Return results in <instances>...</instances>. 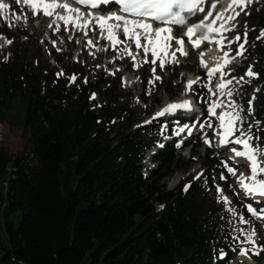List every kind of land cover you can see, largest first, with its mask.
I'll return each instance as SVG.
<instances>
[{
  "label": "trees",
  "instance_id": "16d2710c",
  "mask_svg": "<svg viewBox=\"0 0 264 264\" xmlns=\"http://www.w3.org/2000/svg\"><path fill=\"white\" fill-rule=\"evenodd\" d=\"M251 18L264 29L263 10ZM255 39L236 73L242 75L252 63L258 74L249 90L258 101L253 116L264 145V40ZM94 91L105 96L100 107L91 99ZM116 91L103 78L67 86L38 63L0 61V124L19 99L28 135L12 157L0 141V180L6 183L0 197L5 237L0 261L226 264L230 246L219 204L208 193L215 188L201 181L187 191L181 185L167 190L165 179L178 170L176 163L189 168L192 162L167 147L154 158L157 168L143 176L139 163L157 137L149 129L131 130L128 107L110 100ZM115 119L121 132L110 143L109 124ZM205 159L206 165L214 162L209 154ZM220 249L227 253L224 260L218 258Z\"/></svg>",
  "mask_w": 264,
  "mask_h": 264
},
{
  "label": "rangeland",
  "instance_id": "374dc122",
  "mask_svg": "<svg viewBox=\"0 0 264 264\" xmlns=\"http://www.w3.org/2000/svg\"><path fill=\"white\" fill-rule=\"evenodd\" d=\"M261 7V2L257 3L256 0L253 1L252 5L248 6L246 11H250L252 15L255 17L256 12ZM264 9V8H263ZM248 20L246 18L245 13L236 19L233 22L234 28L238 30V32H242L246 30L245 27L252 24V21H248L247 24L245 21ZM37 23L31 24V28H26V22L22 20V22H6L5 25L2 24V28L0 31L5 34L8 38L7 41H11L8 43L6 41L4 46H0V59L3 61H11L13 58L19 60V62L23 63H31L36 62L40 66L47 67L49 70L54 72V76L66 80V85H71L69 81V76L74 74L77 78L76 83L83 78H87L88 82L93 81L95 78L101 77L104 74V79H107L109 82V86L117 89L115 96L117 98L109 97L111 101L119 102V105L125 104L130 111L131 118L135 128H143L145 129L149 125H153V121L151 120L153 113L156 111V108L163 105L169 100L174 98H182V97H191V94H187V86L186 81L189 79L198 80L194 86H199V88L205 87V90H208L210 84L207 80L204 85L199 82V75L198 73L203 72L202 64L200 63L201 59L207 58L206 56H212L219 53H222L223 50L217 48H208L207 51L203 52V56L201 57V53H190L189 58H178L175 59L178 61H170L165 64L163 70H161L159 63L156 64V75L162 77L160 81H156L153 85H149L147 80L153 79L152 75V67H142L141 69H135V67L127 66L126 73L122 75L117 74L116 71L113 70L112 67L108 68L104 65L105 61L103 59L99 60L94 52L90 49L87 52L82 50V55L78 57V62L76 63L75 54H79V45L78 41L70 42L71 47H67L68 49L71 48V52H65V47H61V51H57L53 49V46L50 44L45 43L46 33L45 27H37L35 25ZM25 29V30H24ZM67 29H64V33ZM21 32L24 34L20 35ZM251 34L252 28L246 31ZM241 34V33H240ZM235 36H233L234 38ZM232 38V39H233ZM242 43H244V36L242 35ZM57 41H62V38L56 39ZM248 41V39H247ZM44 42L45 44H41ZM68 43V40H66ZM84 43V42H83ZM247 43V42H246ZM244 43V45H246ZM97 47V46H96ZM113 55H117L118 57L122 56V52L118 54L112 53ZM235 56V53L234 55ZM111 57V56H110ZM110 60V59H109ZM108 61V60H107ZM179 65H184L182 68H178ZM122 69L123 67H119ZM75 69V70H74ZM198 73L196 74V72ZM230 76L227 80L232 79L233 76V69L232 67L228 70ZM129 79L130 84H126L125 81ZM118 81V85H117ZM75 83V84H76ZM247 84L245 79H235L232 81L231 85L234 86L235 95L234 100L238 105H241L243 108V115L247 117V123L244 124V128H248V123L252 122V115H249L248 108H253L254 105L258 103V101H253V98H249L247 93ZM107 85V84H106ZM103 84L102 86H106ZM208 86V87H207ZM207 87V88H206ZM205 96V94H204ZM92 99L94 100L96 106H102L105 103V96L103 92L96 91L95 97ZM252 101L251 105H249V101ZM198 102L199 99L196 98ZM23 115L22 105L19 99H15L12 102L10 110L7 112V119L0 124V141L1 145L6 152V156L12 157L18 154L25 142L26 135L23 131V127L21 124ZM119 120L115 119L114 124H109L111 127L110 134L108 136V141L111 143H115L114 140L116 138V134L121 132L119 129L120 126L117 123ZM145 121H149L145 123ZM214 126V124H212ZM213 126L211 130L213 129ZM159 129V128H158ZM160 131V129H159ZM238 133V132H237ZM211 140V146L204 143V140L199 141V146L195 149L198 152V156L193 158L191 162V167L189 169L183 166L182 161H178L176 163V168L178 170L172 174L171 176L165 179L167 190L175 191L176 188L180 184L191 183L193 184L195 181H198L200 178H209L210 183L216 186H219L222 182H224L227 186V191L224 190L223 195H226L230 201V203L222 202V194L217 192L208 191L209 195L213 197H217V200L220 202L221 211L219 213L221 218L222 227L227 230V233L230 235L229 241H232L233 244L240 246V250L242 248L247 249L246 255H241L240 251L233 257L232 261L229 264H241L240 259L244 257L245 259L250 260V257H254L258 255L260 251V257L257 260V264H264V220L257 219V217L252 216L250 213L246 212V205L249 204L248 198H245L242 190L237 186V178L240 175L249 176V171L247 165L243 164L242 167L236 168L234 173H230L227 176L228 172L226 168L222 165L223 163H229L227 159L228 151L227 148H220L213 145L214 138L211 136L208 138ZM193 139L192 141H194ZM198 141V140H195ZM216 142V141H215ZM256 141H253L255 143ZM210 149L212 151V157L214 158L215 162L220 163V167L224 168L225 171V179H220L217 174L216 170L212 169L211 167H204V160L206 156L207 150ZM261 150L264 151V148L261 147ZM146 153V152H145ZM173 155L176 158H180V160L187 161L188 160V148H185L181 151L174 150ZM227 156V157H226ZM232 158V157H231ZM262 161H264V155L259 157ZM152 165L155 163L152 161ZM143 162H141V169L144 174H147L149 169L146 168ZM154 168V167H151ZM200 178L197 180L199 174ZM239 173V175H238ZM178 177V181L174 183L173 186L170 185L172 179L174 177ZM231 185L232 187H228ZM6 195V183L4 179L0 180V197H5ZM231 209V210H230ZM246 209V213L244 210ZM258 210L264 209V206L257 207ZM3 203H0V227L2 229L3 226ZM20 214V213H19ZM17 214H15L16 217ZM243 215L244 219L249 220L250 223H242L240 222L239 217ZM255 228V236L254 240L259 241L258 244H251L247 242V232L244 230H251ZM1 231V230H0ZM3 231V230H2ZM4 243L5 237L0 232V258L4 255ZM0 264H13L12 260L6 257L4 260L0 261ZM81 264H89L85 259L82 261Z\"/></svg>",
  "mask_w": 264,
  "mask_h": 264
},
{
  "label": "snow or ice",
  "instance_id": "6c2138e0",
  "mask_svg": "<svg viewBox=\"0 0 264 264\" xmlns=\"http://www.w3.org/2000/svg\"><path fill=\"white\" fill-rule=\"evenodd\" d=\"M19 3V0H17ZM75 3L80 4L88 8H98L102 5H110L112 0H74ZM206 0H115V3L120 6L122 14L109 13L107 16L98 15L93 12L87 14L88 18L84 19L81 14L80 8H72L69 4L63 3L60 4L58 0H24L25 4H30L32 9L39 10L42 9L45 15H53L54 9L61 7L65 10V14H57L59 19L64 23L65 26L71 24L74 28H81L85 30V35L89 30V26L95 24L96 27L100 29L101 37H104V33H107L106 38L111 42V46L115 47L118 44H124V47L121 49L122 53L128 54L132 60H135V56L131 53V49L128 47L126 41L131 40L137 49L143 50L145 54L144 62L147 63V55L149 51L151 52L153 64L152 75L153 79L147 80L149 85H153L156 81H160L162 77L156 75L155 65L157 60H159V66L161 70L164 69L165 64L168 61V56H171L172 61L178 63L175 60L176 52H180L181 55H187L183 50L184 39L181 37L172 36V28L168 25L174 24L177 26L183 25L186 23L187 19L195 15L196 12L204 11V3ZM252 0H230L226 9H223L221 12H216L213 16V9L216 8V3L213 2L208 13L200 21L187 27L186 32L183 35H186L189 38V41L193 47H197L203 41L215 40L216 44L224 49L225 44L231 45L233 43L239 42L241 36L238 33L232 40H225L222 37L224 31L230 29L225 28V23L227 21L235 20L236 16L240 15L241 11H244ZM9 7L5 4H0V9ZM234 13V14H232ZM248 13L245 12V15ZM130 17H143L145 19H132ZM18 18V17H17ZM211 18V20H210ZM149 20H155L156 22L162 23L165 26L160 28H152V25ZM210 21V22H209ZM220 22L217 24V22ZM234 27V25L232 26ZM202 29V33L199 35L198 39H191L194 34H196V29ZM94 30V29H92ZM155 32V38L152 37L151 33ZM123 33L125 41L120 40V33ZM261 36H264V29L261 30ZM71 38V37H69ZM259 39V37H257ZM144 40V43H141V40ZM172 41H175L176 48L168 52L172 48ZM11 43V41H7ZM247 42V32L244 33V43ZM55 44V42H53ZM244 43H238L235 50L228 48L223 50V63H218L214 68L207 69V78H211L214 73L220 72L221 77L223 78L226 75L223 71L224 67L228 65L235 56L242 55L244 51ZM89 45L93 44V41H88ZM234 51L235 56L229 57V52ZM163 54V55H161ZM203 53H201V57ZM200 63L203 65L204 61L201 59ZM133 67H137L134 63ZM248 77L258 76L257 73L253 72L251 68L246 71ZM75 75L70 77L71 81H75ZM236 77L232 79L225 80L222 79L220 83L215 85V90L212 87H208V93L211 95L212 99L208 103L207 112L212 117L218 116L219 128L222 131L217 133L219 145H227L229 143L237 145L239 147H232L231 152L235 157H243L249 162L250 167V176L240 177V188L244 191L245 195L250 197H260L261 202L264 203V161L259 159L261 155H264V151L261 150L259 143H253V141H259L260 137L258 135H253V129L255 128L257 132L261 129L256 127L253 123H248V128H244V124L247 123V117L243 115V108L241 105H238L235 100H229L226 110L217 113L216 109L223 105V101L219 97H228L231 98L233 93L230 89L227 88L228 84H231ZM241 80L244 77H240ZM198 80L189 79L186 81V86L189 91L192 90V86L196 84ZM93 98L95 94H92ZM255 97H253L254 99ZM252 101H249L251 105ZM180 110L189 111L191 110V101L185 99L181 102H172L168 103L163 109L155 113V117L164 116L165 114H174ZM248 113L251 115L253 110L251 107L248 108ZM149 121H145L148 123ZM258 123V122H257ZM208 127L213 125L209 123ZM201 128L204 125H200ZM185 128L188 129L189 134L191 133V128L188 125L181 127L176 135H179L181 132L185 131ZM239 135H236V133ZM231 138V139H229ZM205 144L211 146V140L205 139ZM163 147V145H159ZM179 147V144H177ZM239 163V161H237ZM226 168L228 173L234 174V167L230 166L229 163L225 162L222 165ZM203 173H201V176ZM199 179L200 176L195 177ZM220 179H225L224 173L220 174ZM191 187L190 184L184 186V190L187 191ZM228 187H232L229 185ZM217 192L222 194V202L230 203L228 197L223 195L224 189L220 186H217L215 189ZM163 207V205H161ZM247 212L252 216L257 217V219L264 218V209L258 210L254 208L251 203L246 205ZM231 210V209H230ZM240 222L250 223L249 220L244 219L243 215L239 217ZM247 234V242L254 244L255 228L251 230H244ZM241 255L247 254V249L242 248L240 250ZM226 253L223 249L219 250V259H223Z\"/></svg>",
  "mask_w": 264,
  "mask_h": 264
},
{
  "label": "bare ground",
  "instance_id": "6f19581e",
  "mask_svg": "<svg viewBox=\"0 0 264 264\" xmlns=\"http://www.w3.org/2000/svg\"><path fill=\"white\" fill-rule=\"evenodd\" d=\"M21 1L24 2V0H21ZM49 2H51V0H49ZM229 3H230V0H225V2H224V6H223V9H226ZM0 4H5V5H7L5 2H1V1H0ZM27 5H28L30 8H32L30 4H27ZM70 6H71V5H70ZM71 7H72V6H71ZM72 8H74V7H72ZM39 10H42V9H39ZM42 11H43V10H42ZM52 11H53L54 14L51 15V17L53 18V17L55 16V18H56L57 21L62 22V21L59 19V16H58L57 14H65V10H64V9H60V8L58 7V8H56V9L52 10ZM81 14L83 15V18H84V19H87V18H88V16H85V15L82 13V11H81ZM0 16H1V17H5V18H8V19L13 20V21H18L19 18L21 17L18 13H15V14L12 15V16H11V14H8V7L3 8V9H0ZM17 17H18V18H17ZM21 19H22V18H21ZM55 23H56V22H55ZM77 29L83 30V29H81V28H77ZM6 39H7V38L5 37V35L2 34V33L0 32V46H4V45H5V43H6V41H7ZM172 50H173L172 48L169 49V53H171ZM169 57H170V58H169ZM176 57H177V56H176V54H175V58H176ZM168 58H169L168 60H172L170 55L168 56ZM213 59H214V56H211V57H209V58H207V59H203L204 64H208L209 61H211V60H213ZM212 64H213V63L211 62L210 66H211ZM125 82H126V84H130V83H131V81H130V83H128V82H129V79H127V81H125ZM216 119H217V125H216V129L214 130L213 133H214V136H215V140H216V142L218 143L217 133H218L219 131H222V130L219 128L218 117H216ZM185 129H186V128H185ZM221 146H223V145H221ZM150 154H151V152L148 150V151L146 152V154H145L143 160H142V162H143L144 165H148V164H149ZM230 155H231L232 157H234L233 161L231 162V166H233L234 168H240V167L243 166V164L249 166V162L246 160V158H243V157H235L233 153H230ZM237 161H239V163H237ZM241 177H245V176H241ZM245 178H246V177H245ZM176 181H178V177L175 176V177L172 179L170 185L173 186L174 183H175ZM237 181H238V186L240 187V179L238 178ZM241 190H242V189H241ZM242 191H243V190H242ZM243 194L245 195L244 191H243ZM245 196H246V197H250V196H247V195H245ZM255 201H261V198H260V197H255Z\"/></svg>",
  "mask_w": 264,
  "mask_h": 264
}]
</instances>
